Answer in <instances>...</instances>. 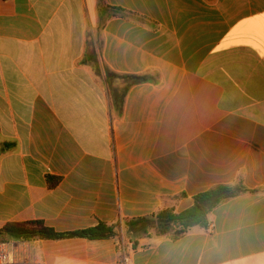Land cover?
Segmentation results:
<instances>
[{
	"label": "crops",
	"instance_id": "obj_1",
	"mask_svg": "<svg viewBox=\"0 0 264 264\" xmlns=\"http://www.w3.org/2000/svg\"><path fill=\"white\" fill-rule=\"evenodd\" d=\"M103 2L124 12L0 0V229L116 232L13 240L14 264H264V0ZM240 183L207 228L126 235Z\"/></svg>",
	"mask_w": 264,
	"mask_h": 264
},
{
	"label": "trees",
	"instance_id": "obj_2",
	"mask_svg": "<svg viewBox=\"0 0 264 264\" xmlns=\"http://www.w3.org/2000/svg\"><path fill=\"white\" fill-rule=\"evenodd\" d=\"M105 3L99 0V8H103ZM106 8L116 11L106 6ZM124 12V11H122ZM111 74L107 72L109 78ZM124 79H130L132 84L144 82L143 77L127 76ZM246 189L240 183L237 186L220 185L206 192L200 193L194 197V205L184 212L177 213L174 209H164L148 217L132 219L125 223L126 235L131 239L133 248H137L139 240L152 236H171L173 239H179L189 233L194 228H207L209 226V216L219 205L225 201L234 198ZM116 236L113 227L106 224H100L76 233H57L47 227L42 221H32L25 223H8L0 229V242L10 241H31L42 240H60L65 238H85L89 240L111 239Z\"/></svg>",
	"mask_w": 264,
	"mask_h": 264
},
{
	"label": "built area",
	"instance_id": "obj_3",
	"mask_svg": "<svg viewBox=\"0 0 264 264\" xmlns=\"http://www.w3.org/2000/svg\"><path fill=\"white\" fill-rule=\"evenodd\" d=\"M14 244L10 242H0V264H14L12 259V246Z\"/></svg>",
	"mask_w": 264,
	"mask_h": 264
}]
</instances>
